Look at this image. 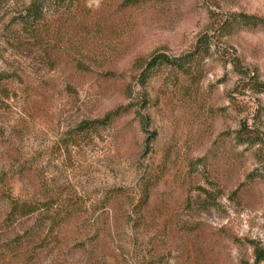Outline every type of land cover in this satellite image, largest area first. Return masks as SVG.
<instances>
[{
  "label": "rangeland",
  "instance_id": "rangeland-1",
  "mask_svg": "<svg viewBox=\"0 0 264 264\" xmlns=\"http://www.w3.org/2000/svg\"><path fill=\"white\" fill-rule=\"evenodd\" d=\"M29 1L0 0V249L33 228L39 264H251L264 92L244 83H264V23L232 16L264 21V0H39L32 34L15 20ZM160 53L190 72L155 66L142 85ZM244 122L260 140L236 141ZM7 195L34 211L7 219Z\"/></svg>",
  "mask_w": 264,
  "mask_h": 264
},
{
  "label": "trees",
  "instance_id": "trees-1",
  "mask_svg": "<svg viewBox=\"0 0 264 264\" xmlns=\"http://www.w3.org/2000/svg\"><path fill=\"white\" fill-rule=\"evenodd\" d=\"M55 3H62L65 0H52ZM131 0H128L127 2H130ZM44 8V3L40 2L39 0H30L29 3L25 6L23 13L16 18L17 24L20 26L21 30L28 31L32 34V32H35V28L40 20H42V12ZM233 18V24H257V23H264L263 20L247 15L244 13H240L236 16H232ZM221 28H227L231 29L228 26V22H224L221 25ZM186 64H188V61L186 59V56L180 57L178 59L170 60V58L165 54H156L149 62L146 63V67L141 71L139 74V82L143 85L145 80L149 77V71L155 67V66H161V65H173L175 68L180 70L183 74H188L190 70L188 67H186ZM10 74H8L5 71L0 72V79H8L10 78ZM245 78L247 79L244 85L250 86L251 88H254L256 92H264V83L258 81L257 79L245 75ZM117 110H113L111 112L106 113L103 118L93 120V121H86L84 122L81 127L82 129L91 128L92 126L96 124H106L110 120L111 117L116 115ZM142 123H144L143 119L141 120ZM243 130L247 132V134L253 135L254 140H260L261 134L258 130L251 128L247 123H243V129L241 131L238 130L236 133V141L238 143L242 142H251L252 139L249 137L243 138ZM160 177L158 175L150 177L147 181L143 182L140 186V198L138 202V206L143 207L150 195V190L154 186V184L158 181ZM1 190V188H0ZM2 194V192H0ZM9 198V205H8V211H7V219H11V221L16 220L17 218H22L30 215L34 208L32 207V204L26 203V202H19L17 200H13ZM36 236V231H34L33 228H28L25 230L22 234L14 235L10 239H7L4 241L1 245L0 249V264H39L38 260V250L35 247H32L30 249H27L26 242H30L29 240ZM39 240V239H38ZM13 244L15 246L13 247ZM87 253V257L89 259L94 258V251L88 252L87 250H84ZM97 251V250H96ZM93 255V256H92ZM253 261L251 264H264V249H261L259 247H254L253 249ZM35 259V260H34ZM38 262V263H36ZM248 264V263H245Z\"/></svg>",
  "mask_w": 264,
  "mask_h": 264
}]
</instances>
